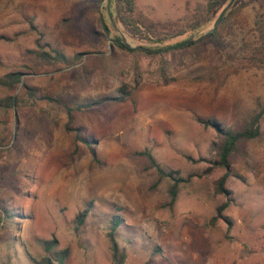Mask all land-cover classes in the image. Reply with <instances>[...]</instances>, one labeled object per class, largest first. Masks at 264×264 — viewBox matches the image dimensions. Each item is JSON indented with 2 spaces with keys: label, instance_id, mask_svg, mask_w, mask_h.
Instances as JSON below:
<instances>
[{
  "label": "rangeland",
  "instance_id": "1",
  "mask_svg": "<svg viewBox=\"0 0 264 264\" xmlns=\"http://www.w3.org/2000/svg\"><path fill=\"white\" fill-rule=\"evenodd\" d=\"M83 1L0 0V78L22 73L15 91L0 86V99L22 98L28 87L41 97L0 110V264H35L53 239L51 258L69 251L63 264H114L107 233L115 215L123 264H264V118L227 169L212 162L216 129L198 122L241 130L264 105V0L241 11L248 0H234L215 38L151 55L117 45L157 49L197 38L230 0L210 13L209 0H134L133 13L122 5V19L107 29L111 41L100 25L107 0ZM51 48L69 63L34 60ZM123 85L128 99L74 111L66 126L67 107L117 96ZM145 153L182 179L173 205L172 179ZM224 203L225 220L213 222Z\"/></svg>",
  "mask_w": 264,
  "mask_h": 264
},
{
  "label": "trees",
  "instance_id": "2",
  "mask_svg": "<svg viewBox=\"0 0 264 264\" xmlns=\"http://www.w3.org/2000/svg\"><path fill=\"white\" fill-rule=\"evenodd\" d=\"M221 0H209L207 3V10L206 12L210 13L213 8L219 3ZM252 0H248L243 2L237 7L238 11H241L244 7L248 6ZM84 4L86 5H97V0H84ZM122 5L126 7V11L128 13H133L134 7H135V1L134 0H111L108 7H104V14H103V23L106 26L107 29L111 30V25L113 22L117 20V18L121 17L120 12L122 9ZM234 10V9H233ZM232 10V12H233ZM229 11L226 15H224L223 20L227 19L228 16L232 13ZM202 25H197L194 29L196 31L201 30L205 24L207 23V14L205 13V16ZM122 19V17H121ZM124 24L130 25L131 21L130 19H123ZM101 28L104 30L102 23L100 21ZM207 25V24H206ZM105 32V31H104ZM106 36V33H104ZM217 35V31L213 32L212 34L206 36L201 40L200 42L206 41L208 39L215 38ZM163 39H158L157 42L162 41ZM187 46V47H192ZM117 47L125 52L131 53V54H140L141 51L137 50H130L125 48L122 45H117ZM147 55H151L148 54ZM33 58L38 63L41 62L42 64H46L48 66H55L57 64H68L69 59L60 51H58L55 48H51L48 51H37L33 52ZM72 60L74 61H80L81 60V54H75L72 57ZM260 65L264 67V59L259 60ZM21 76L22 73L20 72H10L5 74L3 77L0 78V86L8 89L9 91H15V88L17 84L21 82ZM119 94L117 96L111 97V96H102L92 102L86 103V104H76L73 108L67 107L66 117L67 122L66 126L69 127L73 120V112L79 111L81 112L82 109L88 110L95 106H99L105 102L109 101H117L122 102L126 99H128L131 95V91L128 89L126 85H123L118 90ZM41 97H37L35 91L32 88H27V93L24 97H19L18 94H11L8 95L2 99H0V110L7 111L10 109L17 108L19 104H32L36 100H40ZM264 118V105L258 107L253 114L248 118V120L245 122L243 129L241 130H235L232 127L222 128L217 124L211 123L209 121H201L198 122L205 125V126H213L218 134V140L212 143V153H213V165L221 168L227 169L229 167L230 158L238 152H241V144L245 143L247 141L254 140L259 137L260 135V124L261 121ZM92 155H94L93 151ZM146 157L150 161V163L157 168V172L161 178L169 177L172 179L173 183L170 185L169 189V204L173 205L176 196H177V189L178 184L181 182L182 179L173 178L172 174L173 172L167 173L162 168H160L158 165H156L154 159L149 153H145ZM227 175L221 177V179L217 183V191L218 192H224V184L226 181ZM228 204L224 203L221 206H219L216 209V216L213 217L212 221L216 222L218 219H224L222 212L227 208ZM90 210V205H87L84 210H82L80 213H78L74 219L75 222V230L78 231L80 227L85 222V219L87 217V214ZM12 215H8L7 219H10ZM123 220L118 216L115 215L110 220V230L107 233L108 242L110 245V250L112 251L113 256V263L114 264H123L125 260L124 253L120 250L119 245L116 241L115 232L116 229L122 224ZM57 240H45L42 242V247L47 255L42 256L38 259H35V264H63L64 260L68 257L69 251L68 249H64L62 251L55 252V257H50V252H52L56 246H57Z\"/></svg>",
  "mask_w": 264,
  "mask_h": 264
},
{
  "label": "water",
  "instance_id": "3",
  "mask_svg": "<svg viewBox=\"0 0 264 264\" xmlns=\"http://www.w3.org/2000/svg\"><path fill=\"white\" fill-rule=\"evenodd\" d=\"M110 1L111 0H107V7L109 6ZM233 2H234V0H230L229 3L220 12L219 16L217 17V19L215 20L214 24L212 25V28L209 29L208 31L202 33L197 38L186 39V40L181 41L179 43H176V44H173V45H169V46H166V47H162V48H157V49H150V48L143 47V46H136V47H134V46H131V45L127 44L123 39L121 40L120 45H122L125 48L130 49V50H137V51L139 50V51L146 52V53H151V54L174 51V50L181 49V48H184L186 46L192 45L195 42H197L198 40H200L203 37H206V36L212 34L213 32H215L217 30V27L221 23L222 19L224 18V15L229 10V8L233 4ZM101 23H102V26L104 28V31H105V33H106V35L108 37V40L111 41V39L109 38V32H108L107 28L105 27L102 18H101Z\"/></svg>",
  "mask_w": 264,
  "mask_h": 264
}]
</instances>
